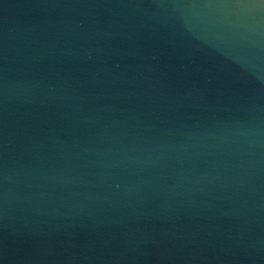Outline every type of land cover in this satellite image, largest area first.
<instances>
[{
	"label": "water",
	"instance_id": "95a60500",
	"mask_svg": "<svg viewBox=\"0 0 264 264\" xmlns=\"http://www.w3.org/2000/svg\"><path fill=\"white\" fill-rule=\"evenodd\" d=\"M0 264H264V0H0Z\"/></svg>",
	"mask_w": 264,
	"mask_h": 264
}]
</instances>
